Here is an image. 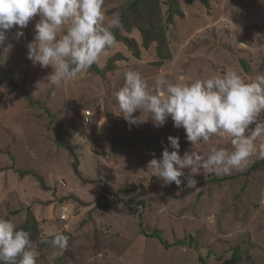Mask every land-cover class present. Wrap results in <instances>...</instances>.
Masks as SVG:
<instances>
[{
	"label": "rangeland",
	"instance_id": "1",
	"mask_svg": "<svg viewBox=\"0 0 264 264\" xmlns=\"http://www.w3.org/2000/svg\"><path fill=\"white\" fill-rule=\"evenodd\" d=\"M134 1L105 0L107 17L124 14V25L114 30L118 43L95 63L100 73L88 69L59 86L48 78L51 66L27 58L39 15L19 40L16 28L8 33L0 46V218L19 227L32 212L37 264H220L235 250V264H264V166L250 169L259 152L242 171L184 169L180 186L165 185L148 164L173 150L169 136L179 137L181 156L194 151L206 159L213 147L230 144L213 137L193 148L171 118L160 128L150 119L129 125L115 99L128 70L142 73L150 86L161 74L173 83L229 69L246 79L264 75V0H208L207 8L178 0L184 13L172 24L165 0L130 9ZM86 111L91 117L83 124ZM133 116L146 119L139 110ZM75 160L86 183L73 173ZM57 233L69 236V246L53 258L56 250L39 241Z\"/></svg>",
	"mask_w": 264,
	"mask_h": 264
},
{
	"label": "clouds",
	"instance_id": "2",
	"mask_svg": "<svg viewBox=\"0 0 264 264\" xmlns=\"http://www.w3.org/2000/svg\"><path fill=\"white\" fill-rule=\"evenodd\" d=\"M104 3L105 0H0V46L13 28L17 29L14 38H22V29L39 15L34 37L26 45L27 58L34 66H51L53 72L48 78L52 85L59 86L90 69L118 43L114 30L122 27L120 13L107 17ZM115 99L129 125L150 119L154 127L160 128L171 118L174 127L185 130L193 148L213 137L230 144V149L213 147L206 159L194 151L181 156L179 137L169 136L173 150L165 148L160 159L153 158L148 164L152 176L165 185L180 186L184 169L196 174L207 170L225 175L247 168L257 152L264 157V75L246 79L229 69L190 83H173L161 74L150 86L142 73L128 70ZM137 110L146 119L135 118ZM258 140L262 142L257 146ZM39 242L56 250L52 253L55 258L67 251L69 236L49 234ZM39 255L29 232L0 218V264H37Z\"/></svg>",
	"mask_w": 264,
	"mask_h": 264
},
{
	"label": "trees",
	"instance_id": "3",
	"mask_svg": "<svg viewBox=\"0 0 264 264\" xmlns=\"http://www.w3.org/2000/svg\"><path fill=\"white\" fill-rule=\"evenodd\" d=\"M141 1V2H140ZM140 2V3H139ZM147 2V0H135L134 2L131 3L130 5V9H135V7L137 6V4H143ZM199 2L204 6V7H208V0H199ZM165 5H166V8H165V20H166V24H172L173 22V19L174 18H178V17H183V11L180 9L179 7V3H178V0H165ZM120 19H121V23L122 25H124V14H120ZM161 22V21H159ZM156 30L159 32V36H161V38H163L165 36L164 34V30L163 28L161 27L162 25H156ZM150 31V30H149ZM148 31V32H149ZM146 33V32H145ZM143 32V46L144 47H147L148 46V39H149V34H145ZM155 41H157V52L160 53L161 51V39H155ZM90 71H92L93 73H100L99 72V69L98 67L96 66V64H93L92 67L89 69ZM8 75V73H7ZM8 79H9V76H8ZM264 166V157H262L260 160L254 162L251 166V170H258L260 169L261 167ZM72 169H73V173L74 175L79 178L82 183H86L87 180L84 179L82 176H81V173L79 172L78 170V167H77V160H75L73 163H72ZM33 172H30V171H18V175L20 177H25L27 175H32ZM34 175V174H33ZM36 179H37V182L38 184L40 185L41 189H43L44 191H48L49 188L45 185L43 179L38 176V175H35ZM102 199H106L104 195L101 196ZM7 219V218H6ZM140 226H142V223H139ZM18 228H21L27 232L30 233V238L33 239V235L36 233V231H38V223L34 217V215L32 214V212L28 209L27 210V213H26V216L24 218V220L21 222V224L19 225ZM154 235H150V237H153ZM148 237V236H146ZM190 238H193L192 236H190ZM163 245L165 247H168L169 245L163 243ZM174 245H177V244H174ZM188 247H191V243H188L187 244ZM195 249V251L197 252V248L193 247ZM199 261L203 262L204 260L201 259V257L198 258ZM239 260V258L237 259V252L236 250L234 251V253L232 254V257L227 260V261H222L220 264H235L237 261Z\"/></svg>",
	"mask_w": 264,
	"mask_h": 264
},
{
	"label": "built area",
	"instance_id": "4",
	"mask_svg": "<svg viewBox=\"0 0 264 264\" xmlns=\"http://www.w3.org/2000/svg\"><path fill=\"white\" fill-rule=\"evenodd\" d=\"M91 113L89 111L83 112L82 114V123L86 124L89 123V119H90ZM60 219H64V216H61Z\"/></svg>",
	"mask_w": 264,
	"mask_h": 264
},
{
	"label": "water",
	"instance_id": "5",
	"mask_svg": "<svg viewBox=\"0 0 264 264\" xmlns=\"http://www.w3.org/2000/svg\"><path fill=\"white\" fill-rule=\"evenodd\" d=\"M94 154L101 155V153H99V152H94ZM103 155H106V153H104Z\"/></svg>",
	"mask_w": 264,
	"mask_h": 264
}]
</instances>
